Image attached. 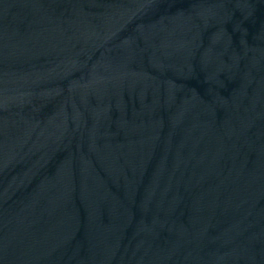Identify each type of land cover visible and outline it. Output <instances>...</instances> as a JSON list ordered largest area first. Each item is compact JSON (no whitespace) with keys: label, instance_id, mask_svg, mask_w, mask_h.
I'll return each instance as SVG.
<instances>
[{"label":"water","instance_id":"95a60500","mask_svg":"<svg viewBox=\"0 0 264 264\" xmlns=\"http://www.w3.org/2000/svg\"><path fill=\"white\" fill-rule=\"evenodd\" d=\"M0 264H264V0H0Z\"/></svg>","mask_w":264,"mask_h":264}]
</instances>
